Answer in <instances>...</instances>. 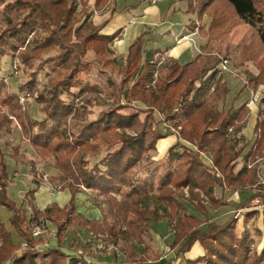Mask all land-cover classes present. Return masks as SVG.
<instances>
[{
	"label": "trees",
	"instance_id": "trees-1",
	"mask_svg": "<svg viewBox=\"0 0 264 264\" xmlns=\"http://www.w3.org/2000/svg\"><path fill=\"white\" fill-rule=\"evenodd\" d=\"M174 1L185 3V13L195 17L196 24L191 28L198 31L205 44L186 64L168 62L151 86L153 64L143 60L145 33L127 47L123 65L118 67L111 50L117 33L103 35V26L89 21L92 11L86 8L78 12V0H0V59L17 58L29 68L43 53L77 51L63 70L45 75L46 84L41 89L38 70L29 72V79L17 94L0 79V128L11 133L10 118L16 119L21 140L28 141L37 156L31 164L54 160L53 166L59 171L55 180L61 182V191L67 189L70 194L65 206L50 203L41 210L35 203L36 189H32L17 205L7 195L11 178L0 147V208L10 212L8 225L0 219V264H36V246L44 242L32 236L30 227L44 222L55 226L57 246L44 250L43 264H96L86 261L85 256L93 259L99 243L117 248V252H111L110 264H117L120 255L127 264H172L168 260L160 262L162 254H153L151 259L132 246V242L144 246L145 228L161 219L173 223L174 238L168 247H178L174 256L181 259L179 264H264V246L258 255L253 251L254 239L247 228L251 224L253 234L260 235L254 225L259 218L264 227V184L235 204L232 215L215 220L208 213V207L219 210L234 205L216 197L215 188L238 191L255 182V170H248L246 164L264 151L263 109L258 110L255 138L248 145L240 134L248 114L246 105L235 108L231 101L224 108L229 89L223 74L218 75L216 70L218 57L228 59L235 54L239 64L252 63L257 70L256 75H248L241 91L255 93L264 85V0ZM108 3L113 0H95V7ZM204 18L210 20L207 27ZM240 24L247 25L251 35L239 48H233L228 34ZM93 72L108 76L115 104L72 131L68 119L86 117L85 104H104L99 84L89 80ZM114 74H119L117 85L110 79ZM22 93L36 103L37 112L43 115L41 120L29 116V99L22 110ZM78 97L84 104L81 108L74 106ZM122 99L125 104L119 105ZM132 101L142 108L130 110ZM156 113H162L172 125L165 129ZM174 129L179 134L177 142L161 160L150 161V152L160 140L174 135ZM202 154L209 156L210 166L202 162ZM11 158L15 163L24 161L19 144L11 148ZM94 158L98 159L92 162ZM240 158L244 165L235 170ZM144 159H148V166L142 178L131 177L129 172ZM31 172L39 187L42 181L36 178L34 167ZM80 187L104 198L102 203L107 208L101 212V221L88 220L76 212ZM254 200L259 202L261 212L250 206ZM184 202L203 219L187 213ZM241 210L246 212L243 228L238 231ZM76 228L89 232L92 238L85 246L73 244L80 255H68L61 244L68 229ZM13 236L18 238L17 244ZM196 243L203 255L184 259Z\"/></svg>",
	"mask_w": 264,
	"mask_h": 264
},
{
	"label": "crops",
	"instance_id": "crops-1",
	"mask_svg": "<svg viewBox=\"0 0 264 264\" xmlns=\"http://www.w3.org/2000/svg\"><path fill=\"white\" fill-rule=\"evenodd\" d=\"M88 6L92 8V14L89 18V21L94 25H102L103 27L101 33L103 35H113L117 33V37L115 38L116 40L113 41L112 46L118 53H122L124 57L127 52V47L140 34L145 33L146 35L145 45L143 48V60H149L150 63L153 64V67H161V71H165V65L170 61H176L180 65L188 63L201 52V49L205 44V39H203L199 35L198 31H195V29L192 30L191 26L193 24H196L195 17L193 15H187L185 13L186 5L184 2H177L174 0H113L112 4L108 3L104 6L95 7L94 0L93 2H88ZM209 21L210 20L208 18L203 19L202 22H204L205 27H207ZM226 84L229 89V95L231 93L230 85L227 83V81ZM241 87L243 88V84H241ZM243 92L247 94L246 97L241 98L240 96L242 94H239L237 100L234 101V103L232 104H234L235 108H238L241 105H246L248 114L244 124L240 129V134L244 136L246 140H248V145H250L252 144L255 138L254 128L257 120L258 110L259 108L263 109L262 106L259 105L258 101L260 102L264 95V85H260L255 93L247 89L243 90ZM253 97L254 99L257 98V102L254 100L256 103H254V101L252 100ZM261 115L264 117V110L262 111ZM177 140L178 139L174 136H169L166 139L163 138V140H160L157 143L155 149L158 153V158H151L152 161L158 162L159 160H161L167 150L171 146H173L177 142ZM179 141L184 146L192 148L191 145L185 143L184 141ZM263 156L264 151L261 155L255 157L251 161H248L246 164V168L248 170H255L256 173L255 182L252 185H247L243 188H240L238 191H234L232 189H225L224 191H222V189L220 188L214 189V194L216 197H223L225 201L234 203V205H230L226 208L212 210V212L215 213V218H217L218 216L227 217L232 215L233 213H235V210L233 208L235 204L240 203L242 199L256 192L258 186H263L264 163H255L258 158H261ZM208 159L210 162L209 156ZM202 162L207 166L211 165V163L210 165L206 164L203 160ZM250 164H254V166L252 168H248V165ZM243 165L244 162L240 158L236 164L235 170L240 169ZM43 184L45 183H40L39 187H37L36 184L33 185V189H36V192L34 193L35 203L41 210L44 209L50 203H56L59 207H63L69 202L70 194L67 189L62 191L60 194H56V192H52L49 187L46 188L45 185L43 186ZM91 193V191H88L85 194L79 193L76 195V212L80 215H83L88 220L96 219L97 221H101L102 211H98L93 205L95 201L92 198ZM185 193L187 192L185 191ZM231 193L232 196H230ZM23 196L24 195H22L21 198ZM252 203H255V207L252 206L254 205ZM258 203L259 202L257 200H254L251 202L250 206L252 208H256L261 212V207L258 206ZM210 211L211 209L208 208V213H210ZM244 212L246 211H240V216L237 221L236 226L239 231H241L243 228ZM192 214H194V216H197L200 219H203V217L194 210ZM45 223H47L49 230L50 227H53L54 234L56 231L55 226H53L49 222ZM167 225L168 224L164 221H158L151 223L148 227L152 230V232H154V234H157L160 239H163V243L167 242L166 245L168 246L169 244H171L174 237L172 230L170 233V228L168 230ZM254 225L259 230L260 235L253 234V231L250 229L252 226L251 224H247V228L252 231L251 234L253 236L254 241L256 239L255 237L260 236V241L258 243H255L253 241V251L258 255L264 246V227L262 226L261 218H259L254 223ZM168 226L170 227L171 224H169ZM70 234H74L73 236L75 237L67 241V238ZM78 237H87V243L90 242L92 238L91 234L85 231L84 229H68L67 237L61 244L62 251L68 255H73L76 251H74L75 248L73 247V244L80 245V243L77 242ZM65 242H67L68 244H72V247L74 249L69 248V251L71 252H67L63 249V244ZM44 246H47V248H44V250L55 248L57 246L56 239L53 238V242L50 241L48 245H46V243L44 242ZM202 255L203 250L200 245L196 243L195 245H193L190 252L185 254L184 259L194 260ZM124 259L125 257L123 256V260ZM120 261L117 262V264H127L126 262L120 263ZM168 261L171 260L168 259ZM110 263H112V259L110 258V256L106 257L105 260L103 259L102 261V264Z\"/></svg>",
	"mask_w": 264,
	"mask_h": 264
},
{
	"label": "rangeland",
	"instance_id": "rangeland-1",
	"mask_svg": "<svg viewBox=\"0 0 264 264\" xmlns=\"http://www.w3.org/2000/svg\"><path fill=\"white\" fill-rule=\"evenodd\" d=\"M90 1L93 2L94 0H78V12L86 8L88 11L89 10L91 11L92 8L88 6V2ZM250 35H251V29L247 25L240 24V25H237L230 32V34H228V42L233 48H239V46L250 37ZM111 50L115 58L116 65L118 67L122 66L124 62V55L122 53H118L113 48L112 45H111ZM88 54L89 55L87 56H91V53H88ZM76 55H77V51L73 49L65 50L63 53L57 50L53 52H49V53L48 52L43 53L40 57V61L33 60L32 66L29 68H26L20 62L19 59L17 58L13 59V58H10L9 56H6L0 59V79L4 80L6 87L10 92L17 94L19 87L25 82H27V80L29 79V72L38 70L39 73H38L37 78L41 84L39 89H41L42 86L46 84V76H45L46 74L52 73L53 70H55L56 72L63 70L74 59ZM228 61L230 62L228 64V71L223 74V78L225 82L227 81V83L230 85L231 93L227 97V100L224 104V108H227L231 101H236L239 94H242L240 96L241 98L246 97L247 94L241 91L242 90L241 84L243 85L245 84L246 79L249 74H252V75L257 74V70L255 69L252 63H248L246 66L239 64L235 54H232L228 58ZM13 66L17 67L16 71H14ZM153 68H154L153 82L151 83V86H154L156 79L164 73V71H161V67L159 66H155ZM107 78H108L107 75H104V74L100 75V74H97L96 72H93L89 76L90 82L96 81L99 84L100 95H101L100 98L104 101V104H101L100 102H96L93 104V106L92 105L90 106L88 104L84 105L83 102L80 101V98L78 97V99L75 100L74 106L76 108H81L82 105H84L85 106L84 108L88 112V115L84 117L83 119H79V120H73L69 118L67 125H69L72 131H75L85 121L93 119L100 110L107 109L108 106L115 104L114 99L112 98L113 88L109 85ZM110 79L114 85H117L119 82V74L112 75ZM28 99H29V108L27 109V111L29 113V116L37 121L41 120L43 115L40 112H37L38 111L37 105L31 99L29 94L22 93L20 95L19 102L22 107V110L26 109L25 100H28ZM256 99H254V97L252 98L253 101L254 100L256 101ZM255 101L254 103L257 102ZM258 103L260 106H262L264 110V102H262L261 100L260 102L258 101ZM124 104H125V100L122 99V101L119 102V105H124ZM129 106H130V110H134V109L136 110L138 108H142V105H139L133 101L129 104ZM217 107L219 109L222 108L221 104H218ZM156 114H157L156 117L158 118V120H160L161 123L163 122L165 124V127H164L165 129H167L168 126L172 125L171 121L167 120L162 113H156ZM180 117H181V114L178 115V118ZM10 119L12 121L11 126H10L11 133H8L7 130H5L4 128H0V147L4 155V161L6 165L8 166V171L10 173V178H11V181L8 183V186H7L8 197L12 201L14 200V202L17 205H19L23 198V197L21 198V196L24 195L28 190L33 189L34 187L33 185L35 184L33 181L35 176H33L31 172V169L33 167L37 171V174H38L36 175L37 176L36 178L41 179L42 181L41 183H45L43 184V186L45 185V187L47 188V187L55 185L54 190L56 191V194H60L62 192L60 190L61 182L58 180H55V177L58 176L59 171L57 168L53 166L54 160H51L47 163L45 161H39L35 164V166H33L31 162L37 160L36 153L28 141L21 140V132H20L21 129L16 119L14 118H10ZM177 129L176 130L174 129L175 133L174 135H171V136H174L177 138V136L179 135ZM16 144L20 145V154L24 158V161H21L20 163H15L11 158V148ZM103 150L104 149L102 148L101 151L103 152ZM149 156H150L149 158L156 159L158 158V153L156 152V150H154L150 152ZM201 158L206 164L210 165L207 155H201ZM261 158H264V156ZM97 159L98 158H94L91 161L94 162V161H97ZM151 160L152 159H150V161ZM147 166H148V159H144L140 164H138L135 168H133L129 172V175L135 179L142 178L145 168H147ZM44 177L46 178L45 180H44ZM80 190L83 194L89 191L83 187H80ZM91 194H92V198L95 201L93 205L96 207V209L98 211L106 210L107 205L106 204L104 205L102 203L104 202V198H100V197L97 198L94 193H91ZM116 198L117 200L120 199L119 197H116ZM183 204H185L186 206L187 213L193 212V209L191 208V206H189L186 202H184ZM252 204H254L252 206L255 207V203H252ZM9 216H10V212L7 209L0 208V219L6 225H8ZM209 216H210V219L217 220L215 218V213L212 212V209L209 213ZM166 223L168 225L171 224L170 227L167 225L168 230L170 228V233H171L173 223H168V222ZM43 225H44L43 228L39 226L40 228L39 230L41 231V235L39 238L42 239L46 243V245H48L50 241L53 242V238H55L54 236L55 233L53 234V230H54L53 227H50V230H49L47 223L44 222ZM250 232L252 231L250 230ZM143 233H144L143 241H144V246L146 248H144L143 245H139L137 242L132 243V246H134L135 250H137L136 251L137 253H145L151 259H152L153 254L154 255L162 254L163 260H161L160 262H164V260H168V259L171 260L172 264H179V262H181V259L179 257L174 256L178 247L173 250H170L169 247L166 245L167 242L163 243L162 241L163 239L162 238L160 239L157 234H154V232H152V230L149 229V227H146ZM73 235L74 234H70L69 237L67 238L68 239L67 241H69L70 239H73L75 237ZM13 238L15 237L13 236ZM255 238L256 239L254 242L258 243L260 241V236L255 237ZM86 239L87 237H84V238L78 237L77 242H79L81 246H85V244H87ZM14 240L16 244L19 241L17 238H15ZM66 243L67 242L63 244V249L67 252H71L69 251V248L74 249L72 247V244L71 243L66 244ZM44 248H47V246H44V243L38 245L37 251L39 252V255L36 259V264L44 263L43 261V253L45 252ZM21 251H22V248L20 250H17L16 255L17 256L20 255ZM74 251L77 252L79 250L74 249ZM99 251L95 252L93 254V259H91L92 262L96 264H98L99 262L102 264L103 259L105 260L106 257H109L112 254L107 251L105 252H102V251L99 252ZM88 258L86 259L88 260ZM120 260H121L120 263H123L122 262L123 256L121 255H120Z\"/></svg>",
	"mask_w": 264,
	"mask_h": 264
},
{
	"label": "built area",
	"instance_id": "built-area-1",
	"mask_svg": "<svg viewBox=\"0 0 264 264\" xmlns=\"http://www.w3.org/2000/svg\"><path fill=\"white\" fill-rule=\"evenodd\" d=\"M218 58L220 59V62H218V65L216 66V70H217V74L220 75V74H224V73H226L228 71V64L230 62L228 61V59H224V58H221V57H218ZM13 68H14V71L17 70V67L16 66H13ZM211 89L213 90V87ZM260 162L261 163H264V158H258L255 161V163H260ZM253 166H254V164H252V165L250 164V165H248V168H252ZM45 179L46 178L44 177V180ZM54 187H55V185L54 186H50L49 188H50V190L52 192L55 193L56 191L54 190ZM27 211H28V214L30 215L31 212H30L29 208L27 209ZM39 226L41 228L44 227L43 223H40V224H32L31 227H30L31 234H32V236L34 238H39L40 235H41V231L39 230L40 229ZM24 246H25V244L23 243L22 244V248ZM96 248H98L97 250L107 251V252H110V253L113 252V251L114 252H117V248H115V246L112 247V245L106 244V243H99V244H97V247ZM36 249H38V246H36ZM73 255H75V256L80 255V251L75 252ZM86 258H88V257L85 256V260L86 261H88L90 263H94V262H92V260L90 258H88V260Z\"/></svg>",
	"mask_w": 264,
	"mask_h": 264
}]
</instances>
